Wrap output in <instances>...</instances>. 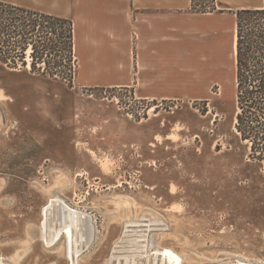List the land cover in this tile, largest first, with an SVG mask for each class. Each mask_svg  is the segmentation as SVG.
Segmentation results:
<instances>
[{"label":"rangeland","instance_id":"1","mask_svg":"<svg viewBox=\"0 0 264 264\" xmlns=\"http://www.w3.org/2000/svg\"><path fill=\"white\" fill-rule=\"evenodd\" d=\"M192 11L225 14L237 35L240 10L193 0ZM55 58L36 62L35 71L30 49L25 65L0 61L5 264H264L261 196L248 189L264 182L242 178L233 53L202 54L191 89L163 102L82 86L76 54L71 83L42 75L61 66ZM59 199L89 214L94 227L93 240L71 254L67 229L53 242L59 222L42 228L45 207Z\"/></svg>","mask_w":264,"mask_h":264},{"label":"crops","instance_id":"2","mask_svg":"<svg viewBox=\"0 0 264 264\" xmlns=\"http://www.w3.org/2000/svg\"><path fill=\"white\" fill-rule=\"evenodd\" d=\"M215 1L235 10L256 8L250 0ZM0 2L71 20L80 84L133 89L137 99L180 100L194 85V63L202 54L233 53L227 16L195 13L193 0Z\"/></svg>","mask_w":264,"mask_h":264},{"label":"trees","instance_id":"3","mask_svg":"<svg viewBox=\"0 0 264 264\" xmlns=\"http://www.w3.org/2000/svg\"><path fill=\"white\" fill-rule=\"evenodd\" d=\"M236 25L235 139L246 150L242 178L264 182V6L238 11ZM29 49L32 70H38L36 62L53 56L61 66L42 75L72 82L76 73L71 66L76 59L73 22L0 2V61L7 67L16 68L17 60L25 65ZM248 189L261 196L258 213L263 216L264 189L252 185Z\"/></svg>","mask_w":264,"mask_h":264},{"label":"bare ground","instance_id":"4","mask_svg":"<svg viewBox=\"0 0 264 264\" xmlns=\"http://www.w3.org/2000/svg\"><path fill=\"white\" fill-rule=\"evenodd\" d=\"M263 4H264V0H263ZM236 40L237 39H236V30H235L234 41H233V62H234L233 64L235 65V67H236ZM55 203H57V202L55 201ZM60 203H62V205ZM60 203H59L58 207L55 208L56 209L55 214L54 215L52 214L53 215L52 220L55 222L56 221L59 222V229L57 231L56 230L52 231L51 234L53 235V240H54L53 242H55V240H57L58 237L61 235V232L64 231L65 229H67L68 234H69V237L67 239V251L69 254H71L74 252V250L78 249V247L82 243H85L88 241L91 242L93 240L94 227L92 224V218L89 214L84 213L78 207L77 208H71V206H68L63 200H60ZM137 225L140 226L141 224L138 223ZM73 229H74V232H76V233L81 232V234L79 236L80 242L76 241V238L72 235ZM45 230H46V228L44 229V231ZM44 231H42V234H45ZM42 237H46V236L42 235ZM132 237H134V236H132ZM131 252H132V250H131ZM135 252H137V251L133 250V253H135ZM163 260H165V259H163ZM172 261H173V258L170 261V263H172ZM0 264H5V263L3 262V260L0 259ZM155 264H157V262H155Z\"/></svg>","mask_w":264,"mask_h":264},{"label":"water","instance_id":"5","mask_svg":"<svg viewBox=\"0 0 264 264\" xmlns=\"http://www.w3.org/2000/svg\"><path fill=\"white\" fill-rule=\"evenodd\" d=\"M61 205H62V203H60ZM57 206H55V201H53L51 204H48L45 208H46V214H47V216H48V219L47 220H45V218H44V220H43V222H42V228L43 229H45V228H47V226H48V224H49V222L52 220V218H50V215L48 214L50 211H53V212H55L53 209H55ZM44 208V209H45ZM43 209V210H44ZM44 217H45V215H44ZM62 235H66V233L65 232H62L61 233V236ZM60 236V237H61ZM153 256H156L155 254L153 255ZM74 257V259H75V256H73Z\"/></svg>","mask_w":264,"mask_h":264}]
</instances>
